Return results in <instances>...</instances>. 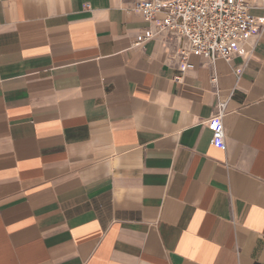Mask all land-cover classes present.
Listing matches in <instances>:
<instances>
[{"label": "crops", "instance_id": "crops-1", "mask_svg": "<svg viewBox=\"0 0 264 264\" xmlns=\"http://www.w3.org/2000/svg\"><path fill=\"white\" fill-rule=\"evenodd\" d=\"M134 4L0 0V264H264V27L184 61Z\"/></svg>", "mask_w": 264, "mask_h": 264}, {"label": "built area", "instance_id": "built-area-1", "mask_svg": "<svg viewBox=\"0 0 264 264\" xmlns=\"http://www.w3.org/2000/svg\"><path fill=\"white\" fill-rule=\"evenodd\" d=\"M253 9L264 11V0H135L133 10L154 24L156 31L137 37L134 46L172 32L189 42V51L181 53L184 61L190 54L211 63L229 61L235 55L249 59L252 40L264 27V17H254ZM227 111L228 101L220 100L216 114L200 121L212 131V145L222 150L226 148L223 118Z\"/></svg>", "mask_w": 264, "mask_h": 264}]
</instances>
